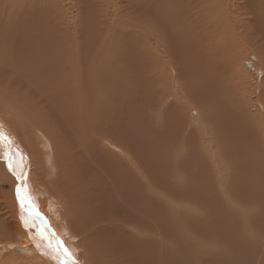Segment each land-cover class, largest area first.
<instances>
[{"label":"bare ground","instance_id":"obj_1","mask_svg":"<svg viewBox=\"0 0 264 264\" xmlns=\"http://www.w3.org/2000/svg\"><path fill=\"white\" fill-rule=\"evenodd\" d=\"M97 3L105 26L88 54L69 24L51 15L39 28L0 1V183L10 191L0 194V246L23 238L32 264H264V231L252 258L233 262L246 257L243 227L221 218L260 220L252 210L264 196L247 205L234 199L226 215L213 200L205 211L202 199L216 174L226 182L222 171L248 192L255 157L243 166L241 139L264 145L238 84L246 54L264 65V0ZM132 4L148 13L149 25L125 27L140 37L145 66L131 52L132 62L112 58L120 41L110 37V9L121 15ZM200 123L213 126L201 128L207 147ZM107 235L119 242L117 255Z\"/></svg>","mask_w":264,"mask_h":264},{"label":"rangeland","instance_id":"obj_2","mask_svg":"<svg viewBox=\"0 0 264 264\" xmlns=\"http://www.w3.org/2000/svg\"><path fill=\"white\" fill-rule=\"evenodd\" d=\"M0 1L2 2L6 0H0ZM103 1L100 0V3L106 9L108 8L109 5L113 7V6H116L118 3L125 1V0H103ZM97 2L98 0H7V5L9 6L10 10L11 8L19 9L17 13L23 12L21 14L25 18H32L35 21V24H37L39 28L44 27V20H48L49 17H51V15H53V18H55L56 20L61 21L65 24H69L67 26H68V31L70 33H72L76 37L81 36L82 39L83 37H85V49L87 50L88 54H90L93 52L96 53L95 52L96 47L91 43L96 41V37H98L100 34L99 32L103 31V30L102 31H99V30L102 29L103 26H105L104 17L99 16V7L97 6L98 4ZM3 3L6 4V2H3ZM151 10H152L151 7L148 6L149 14L151 13ZM130 11L131 13H136V15H140V20H138L136 16H134V18L132 16H122V14H126V12H130ZM120 13L121 15H119L118 11L114 12L113 8L110 9V12H109L110 14L109 21L113 23V29L111 30L112 35L110 36L112 37L111 40L115 42L118 40L120 41V45L119 43L117 44L118 46L114 45L115 51L112 54V58L117 57V56L124 57L126 60L124 59L123 61H128V62H132V60L136 59L135 60L136 66H145V61H147V59L140 60L138 58L139 56H142L144 49L142 48V46L135 45V43H137V39H139L140 37L136 39H132L131 35L128 34V31H130L129 29H131L132 26L137 23L140 25L141 24L149 25V20L145 21V19L142 17V14L146 15L148 13L145 10L138 8V6L135 4H132V7L130 9L126 8L124 11H120ZM64 19L65 20L67 19L66 20L67 22H65ZM73 20L75 22H72ZM76 23L78 25H76ZM120 25H122V27H120ZM125 27H128L129 29ZM43 32L49 33L50 31L47 29H44ZM101 51L103 53V50ZM101 51L99 52V54H102ZM130 52L133 53L132 57L134 59L131 57ZM146 54L148 55V59H149L148 52ZM143 57L145 58V55H143ZM85 64H87L86 59H85ZM241 64L243 67V72H241L240 74L238 84H240V87L243 89V98L248 104H251L249 106V110L251 114L252 113L255 114L258 118L257 126H258V130L260 131L259 133H262L264 136V108H263V105L261 104V101L264 102V91L262 89V85L264 82V73L262 74L263 72L262 70L264 69V65L262 64L260 68L257 64L255 57L253 55H248V54H246L245 59L241 60ZM125 68L128 69V66H126ZM220 77L221 78L226 77L225 70H222L220 72ZM136 83L137 85H140V83L138 82ZM4 92H8V91H4ZM6 99H7V95L4 96L3 102L7 101ZM4 104H6V102ZM5 108H6L5 110L7 111L8 109L7 104ZM0 122L4 124L1 121V119H0ZM204 126L208 127L210 130H213V126L209 125L208 123H200L199 131L201 133V144L202 146L207 147L208 139L203 137V133L201 131V128ZM215 137L217 140L223 142L220 144L222 146L221 150L223 151L229 150V144L226 145L229 142L225 141L226 139L224 137L223 132H218V134H216ZM237 139H241V138H237ZM241 140L242 142L243 140H246L244 141L246 142V144H243L238 148V151L241 154L240 159L243 162V166L246 168L247 166L246 160L250 158V155H253L255 157V161L248 164L246 168L248 170H251V169L253 170L251 178L247 182L248 192L242 189V186L238 188V186L234 183L233 178H230V177L228 178L227 174L222 171L221 175L226 180V182L224 183L220 182L218 179L219 175L216 174L217 179L215 181L210 179L213 185V188L208 189L206 185H203L204 186L202 190L203 209L207 212H210L213 210L214 204L212 203V200L217 202L218 205L220 204V206H218L219 210L220 212H223L224 215H226V213L230 209L229 202H232L234 199L242 200L239 203H242L244 205L249 204L248 202L249 200H252L255 202V201H260L258 199L261 198L262 199L261 201H263V196H264V145L260 143H256V144L252 143L249 139L248 140L241 139ZM233 142H234V138H233ZM200 150H202L201 145H200ZM211 158H212L211 159V164H212L215 160H214V156H211ZM158 167L159 165L157 166V170H158ZM160 167H162L160 168L162 170V173L163 172L165 173V171L163 170L164 167L161 166V164H160ZM161 170H158V175L161 174L160 172ZM244 174L242 173L240 174L241 175V177H239V181H240L239 184L241 183L240 185L243 184L244 177L242 176H244ZM163 175L164 174H162V177H164ZM231 181L233 182V184ZM203 183L207 184L204 181H202V184ZM8 191H9V188L7 184L0 183V194L6 195L10 193V191L9 192ZM251 198H255V199H251ZM54 202L55 203L59 202L57 197H54ZM207 206L212 207V209L208 208ZM259 207H260V210L257 211L256 209H254L252 210V212H254V215L259 216L260 220L255 218L253 220L250 219V220L244 221V218H241L243 221L242 220L237 221V216H235V221H234V218H231V217H221L223 218L224 222L230 225H234L233 228L236 226L243 227L239 231L237 237H241L240 241L245 238L246 245H247V247L245 248L246 257L245 258L233 257V262L242 260L243 262L247 263L249 261V257L252 258L251 255L256 252L257 247H261L263 244L262 233L264 231V207L263 206H259ZM194 208H196V212H198L197 210H199V207L194 206ZM246 225H249L250 228L247 229ZM255 230H258L259 232L255 233ZM244 231L249 233V236L253 234V237L250 236L253 241L252 245H250L252 241H249V239L245 237ZM107 236L109 237V240H112L111 242L107 240L109 242L110 250L113 251V255H117L118 254L117 246L119 242L115 239L114 235H111V236L107 235ZM231 236L232 238H235L234 234H231ZM20 243H24L23 238L19 239L13 245L0 246V264H10V263L11 264H26L24 263L26 261H27V264H32L31 262L33 261L31 259L33 257L31 256V254H26V253H29L28 250L25 248L23 249V247L20 246ZM99 246H104V243L100 239H99ZM218 246L222 249L221 247L222 245L219 244ZM105 248H106V243H105L104 249ZM68 254L69 253H67V255ZM240 254L241 252L236 253L237 256H239ZM29 256H31V258ZM68 256L70 257V255ZM262 256L264 257V252L262 253ZM65 257L67 258L66 255ZM104 258H107V257L103 256V259ZM66 262L69 264H73V263L78 264V262H76L73 259H69V258L67 259Z\"/></svg>","mask_w":264,"mask_h":264},{"label":"snow or ice","instance_id":"obj_3","mask_svg":"<svg viewBox=\"0 0 264 264\" xmlns=\"http://www.w3.org/2000/svg\"><path fill=\"white\" fill-rule=\"evenodd\" d=\"M21 200H23V197H21ZM45 239H46V237H45ZM58 243H60L61 244V246H62V242H58ZM67 250L65 249V252H66Z\"/></svg>","mask_w":264,"mask_h":264}]
</instances>
